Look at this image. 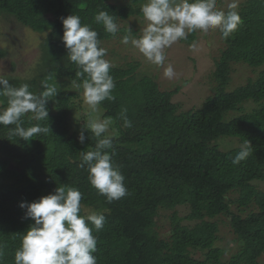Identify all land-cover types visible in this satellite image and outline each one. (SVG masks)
Instances as JSON below:
<instances>
[{"label": "trees", "instance_id": "1", "mask_svg": "<svg viewBox=\"0 0 264 264\" xmlns=\"http://www.w3.org/2000/svg\"><path fill=\"white\" fill-rule=\"evenodd\" d=\"M146 2L0 0L2 15L36 32H47L38 75L0 77L17 88L28 84L37 95L44 82L57 90L47 103L48 119L37 121L28 113L20 121L25 128L47 127V133L25 141L15 135L16 125L0 126V264H15L22 236L34 224L20 203L37 200L57 187L80 191V215L104 214L100 231L90 225L97 239L93 253L97 264H224L226 248L217 242L222 238L220 219L229 221L237 242L229 264H263L264 68L234 89L228 85L234 63L264 65V0L243 2L237 9L241 17L237 29L228 38L220 31L224 47L211 74L214 90L200 107L180 109L181 102L174 97L181 85L162 89L157 75L139 73V60L126 66L111 63L115 99H105L98 106L102 118L110 121L103 135L113 137V147L107 151L125 178L127 193L109 203L90 184L82 154L94 150L98 138L84 126L95 119L76 99L83 90L82 79L76 76L79 66L68 59L62 17L79 16L82 24L97 31L104 48L103 41L114 35L95 15L107 11L118 24L120 19L143 15ZM121 31L124 36L136 33L127 26ZM195 38L193 31L181 41L190 44ZM5 54L0 48V58ZM6 107L7 97L0 96V109ZM124 109L131 127L124 126L120 115ZM82 130L84 143L79 140ZM225 139L237 144L227 148L222 145ZM245 142L250 154L234 165L232 160ZM181 205L190 209L186 216L178 213ZM163 210L169 211L171 226L166 236L157 222Z\"/></svg>", "mask_w": 264, "mask_h": 264}, {"label": "clouds", "instance_id": "2", "mask_svg": "<svg viewBox=\"0 0 264 264\" xmlns=\"http://www.w3.org/2000/svg\"><path fill=\"white\" fill-rule=\"evenodd\" d=\"M235 0L227 4V9L216 6V0H147L142 6L146 21L142 35L130 38L125 35L122 43H131L148 61L163 65L166 59L165 49L187 34L196 30L207 33L209 29L222 32L228 38L241 23ZM94 19L104 25L105 31L115 35L119 25L107 11L98 12ZM63 37L68 59L79 66L76 76L82 79L85 103L93 110L105 99L114 100L112 90L114 79L110 75L112 67L105 59L106 49L100 46L97 31L89 25L82 24L77 15L62 17ZM194 47V45H193ZM164 75H175L171 64ZM39 95L29 90L28 84L19 88L9 80L0 77V96L7 97V107L0 111V124L16 125L14 133L25 141L41 133H47V127L39 124L25 128L20 125L21 118L28 113L33 119H48L47 103L57 95L54 86L47 82L42 84ZM127 110L121 112L125 127H131L126 116ZM110 121H89L84 129L90 130L98 138L94 150L83 152L82 159L88 166L90 184L110 203L124 197L127 193L124 176L114 167L112 157L107 151L113 147V137L104 136ZM84 130L79 134L81 143L85 141ZM248 142L233 158L238 165L250 154ZM83 166V165H82ZM81 193L76 188L57 187L53 193L42 196L32 202L22 201L20 207L25 209V217L34 221L21 239V246L15 252V264H97L93 253L96 251L97 239L93 228L100 231L105 223L103 213L92 212L80 215ZM3 256L0 246V257Z\"/></svg>", "mask_w": 264, "mask_h": 264}, {"label": "rangeland", "instance_id": "3", "mask_svg": "<svg viewBox=\"0 0 264 264\" xmlns=\"http://www.w3.org/2000/svg\"><path fill=\"white\" fill-rule=\"evenodd\" d=\"M245 1L235 0L238 7ZM229 2H232V0H216V6L217 8L226 10ZM147 23L148 21L145 20L143 15H134L125 20L120 19L118 21L120 28L119 33L117 32L118 35L116 33L113 39L109 38L103 41L104 48L106 49V59L110 63L120 66H126L127 62L139 60V73L146 72L151 75H157L162 89L167 90L178 84L179 86L181 85L180 91L174 97V101L181 102L182 107L180 109L186 110L200 107L201 103L214 90L215 81L211 74L215 68V58L220 55L221 49L224 47L219 28L209 29L207 33L202 30L194 31L196 38L190 44L182 42L181 39L178 40L165 49L166 59L164 64L156 65L148 61L131 43L127 45L122 43L124 34L121 30L124 26L136 30L134 35L130 34V38H139ZM46 34L47 32H36L22 25L14 17L9 15L4 16L0 13V48L6 50L5 56L0 58V74L22 78H32L38 75L43 68V50L41 44ZM169 64L172 65L175 72L172 78L164 75V71ZM232 68L231 81L228 85L229 89H234L246 83L250 77H256L260 69L264 68V65L255 68L242 62L234 63ZM70 90H74V88ZM83 92L84 90L79 91L80 96L76 98L77 101L82 100V104L87 108L85 111L91 112L95 121H103L104 119L101 116L102 108L97 105L96 109L93 110L85 103ZM250 107L251 105L248 104V108ZM2 110L0 109V111ZM0 126L8 125L0 124ZM236 144L237 142L228 139L222 141V145L227 148ZM260 186L264 187V182H261ZM189 211L190 209L185 205L178 206V213L181 216H186ZM168 215L169 211L163 210L157 218L158 228L162 235L165 236L169 235L171 231ZM183 221L191 224L195 223V220L185 219ZM219 223V234L222 238L217 242L226 248L222 259L223 261H227L224 264H229L231 254L237 250V242L232 239L234 234L229 221L227 219H223V221L220 219ZM261 261L264 264V255Z\"/></svg>", "mask_w": 264, "mask_h": 264}]
</instances>
